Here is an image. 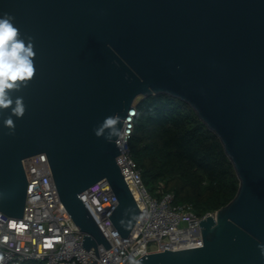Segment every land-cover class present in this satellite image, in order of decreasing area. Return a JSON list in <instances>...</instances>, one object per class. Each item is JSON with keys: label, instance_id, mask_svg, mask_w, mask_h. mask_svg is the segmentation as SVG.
<instances>
[{"label": "water", "instance_id": "water-1", "mask_svg": "<svg viewBox=\"0 0 264 264\" xmlns=\"http://www.w3.org/2000/svg\"><path fill=\"white\" fill-rule=\"evenodd\" d=\"M27 42L35 75L15 133L0 109V213L21 219L22 161L45 154L60 203L82 248H110L78 195L105 181L117 200L108 216L119 237L139 215L105 130L138 98L165 95L193 110L219 140L238 187L197 223L202 245L143 255L140 264H264V0H0ZM122 128V124L118 126ZM115 139V137L113 138ZM97 260L92 264H97Z\"/></svg>", "mask_w": 264, "mask_h": 264}, {"label": "built area", "instance_id": "built-area-1", "mask_svg": "<svg viewBox=\"0 0 264 264\" xmlns=\"http://www.w3.org/2000/svg\"><path fill=\"white\" fill-rule=\"evenodd\" d=\"M136 115L133 103L121 128L126 133L123 146L115 158L139 210L129 236L120 238L109 220L117 200L107 183L99 181L78 197L110 248L98 245V260L94 249L82 248V234L59 201L46 156L37 154L22 161L27 184L21 219L0 213V264H92L96 260L97 264H131L143 255L202 245L197 223L214 212L195 215L191 204H176L162 183L157 184L155 196L146 191L128 148Z\"/></svg>", "mask_w": 264, "mask_h": 264}, {"label": "trees", "instance_id": "trees-1", "mask_svg": "<svg viewBox=\"0 0 264 264\" xmlns=\"http://www.w3.org/2000/svg\"><path fill=\"white\" fill-rule=\"evenodd\" d=\"M134 105L128 148L146 191L162 183L176 204H191L197 216L225 206L238 180L219 140L193 110L165 95L138 98Z\"/></svg>", "mask_w": 264, "mask_h": 264}, {"label": "clouds", "instance_id": "clouds-1", "mask_svg": "<svg viewBox=\"0 0 264 264\" xmlns=\"http://www.w3.org/2000/svg\"><path fill=\"white\" fill-rule=\"evenodd\" d=\"M15 17L9 13L0 16V109L11 110V115L3 124L9 129V135L15 133L13 116L22 118L26 111L23 97L12 98L11 91H19L21 85L27 86L35 75L36 56L33 37L29 36L27 42L20 38V30L14 24ZM125 118L118 113L105 117L100 127L94 129L96 137H101L105 130H109L106 140L121 148L126 135L120 127L124 125ZM115 137V139H113ZM261 256L264 257V243L258 244ZM131 264H139L135 259Z\"/></svg>", "mask_w": 264, "mask_h": 264}, {"label": "rangeland", "instance_id": "rangeland-1", "mask_svg": "<svg viewBox=\"0 0 264 264\" xmlns=\"http://www.w3.org/2000/svg\"><path fill=\"white\" fill-rule=\"evenodd\" d=\"M135 101H137V99H136ZM148 193H149V192H148ZM149 194H151V195L155 196V189L153 190V192H152V193H149Z\"/></svg>", "mask_w": 264, "mask_h": 264}]
</instances>
